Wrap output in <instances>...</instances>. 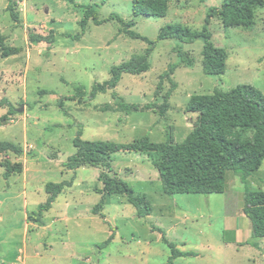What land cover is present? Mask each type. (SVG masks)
<instances>
[{
	"label": "rangeland",
	"instance_id": "rangeland-1",
	"mask_svg": "<svg viewBox=\"0 0 264 264\" xmlns=\"http://www.w3.org/2000/svg\"><path fill=\"white\" fill-rule=\"evenodd\" d=\"M12 1L19 21L10 12V0H0V28L6 45L22 52L4 62L0 51V101L10 103L0 108V143H12L24 154L9 152L0 158V264H166L172 250L154 228L162 229L180 251L199 255L175 264H264V240L253 237L243 211L246 188L264 190V163L248 179L243 172H229L225 194L169 196L149 155L117 153L112 176L151 201L154 212L145 219L123 195H106L100 215H95L105 191L99 182L103 169L65 168L77 153L74 141L80 133L85 141L130 144L149 137L154 143L180 144L193 132L197 119L186 112L192 96L229 92L241 85L264 93V8L256 11L250 30L225 29L212 19L213 42L229 54L225 76L204 74V40L183 45L161 41L150 56L149 72L125 75L116 95L110 91L92 100L94 85L109 81L114 66L145 55L150 45L122 34L117 21L102 26L90 22L86 34L76 40L86 8L93 4L89 0ZM222 4L223 0H170L167 17L134 18L132 0H110L99 15L102 21L114 14L132 21L134 31L156 42L169 25L203 31L209 10ZM52 31L53 44L36 46L29 41L31 32L48 37ZM178 47L189 54L194 67L181 66L173 76L178 89L168 113L127 115L118 109L122 100L141 107L164 104L171 84L165 82L159 98L156 92L161 76L180 62ZM79 87L87 92L83 104L69 100ZM108 105L112 110L103 111ZM7 164H22L24 172L6 177ZM66 181H74L73 186L63 190L53 209L43 214L45 226H39L30 218L48 201L47 186ZM240 230L248 246L239 248L237 242L225 247Z\"/></svg>",
	"mask_w": 264,
	"mask_h": 264
},
{
	"label": "trees",
	"instance_id": "trees-1",
	"mask_svg": "<svg viewBox=\"0 0 264 264\" xmlns=\"http://www.w3.org/2000/svg\"><path fill=\"white\" fill-rule=\"evenodd\" d=\"M75 4L77 0H62ZM92 5L86 8L85 17L80 22L81 35L76 37L80 40L86 34L88 25L93 22L102 26L109 21H117L123 26L122 34L133 40L147 42L150 48L143 56L133 57L130 61L111 70V79L104 84L94 85L91 91V99L95 100L100 94L114 92L125 75L138 76L150 71V56L161 41L176 40L180 44H194L197 40H204L203 72L211 77H223L227 72L229 54L226 49L219 48L213 42V35L209 29L212 19L217 18L225 29L243 28L253 29L255 26L256 11L264 8V0H223L220 8L209 10L203 31L193 32L182 25H169L163 28L156 42L150 41L133 29L136 23L124 20L117 14L108 20H100L99 10L110 0H89ZM134 18H165L170 9V0H132ZM10 12L15 21H19V15L15 11V4L10 0ZM29 41L32 45H40L45 42L53 44L54 32L44 37L31 32ZM0 51L2 58L8 59L18 56L22 49L8 47L6 38L0 28ZM180 62L171 64L169 70L161 76L160 85L156 92L159 98L162 94L165 82L171 84V90L165 97L161 106L149 104L144 107L130 104L122 100L117 108L130 115L135 112L153 111L165 116L171 109L170 99L178 89V84L173 76L181 66L194 67L189 54L178 47ZM87 92L84 87L77 89L76 96L71 101L83 104ZM115 97V96H114ZM60 107L64 106L63 101ZM10 105L7 99L0 101V108ZM61 107V108H62ZM111 111L110 105L105 106L103 111ZM186 112L197 116L193 132L180 144L171 141L166 143H154L149 137L134 141L130 144H118L104 141H85L81 133L74 141L77 153L69 158L65 165L70 171L76 172L84 167H101L103 172L99 182L104 185L102 201L94 209L95 215H100V209L104 206L106 195H123L134 207L137 216L141 219L148 218L154 212L151 201L146 196L137 195L134 190L115 174L112 176L113 156L117 153H142L150 156L152 163L159 172L163 190L166 195H214L225 194L229 172H243L246 179L260 171L264 163V93L251 85H241L229 92L216 90L213 94L194 95L191 97ZM22 156L24 151L12 143H0V158L7 153ZM6 177H11L24 172V166L7 164ZM74 181H66L61 184H49L47 186L48 201L42 204L39 212L30 219L39 226L44 227L43 214L52 210L53 205L62 194L63 190L72 187ZM244 214L249 219L253 237L264 240V190H245ZM163 234V241L172 250V257L166 264H175L181 258L198 257L193 252H182L176 244L166 238L162 229H153ZM235 243V240L232 242ZM254 247L260 249L258 244Z\"/></svg>",
	"mask_w": 264,
	"mask_h": 264
},
{
	"label": "crops",
	"instance_id": "crops-1",
	"mask_svg": "<svg viewBox=\"0 0 264 264\" xmlns=\"http://www.w3.org/2000/svg\"><path fill=\"white\" fill-rule=\"evenodd\" d=\"M12 57H15V56H12ZM3 59V58H2ZM9 59V60H8ZM8 59H4V60H7V61H4V62H9V61H11V60H13V58H8ZM63 193V192H62ZM53 209V208H52ZM240 232H241V230L240 231H238V236H237V239L235 240V243H232V242H229L228 244H225L226 246L225 247H229V246H231V245H234V247H235V245L237 244V242H238V244H241L240 246H239V248H243V247H245V246H248V243H246V241H244V240H242L241 238H240ZM223 246H224V244H222ZM199 257V256H198Z\"/></svg>",
	"mask_w": 264,
	"mask_h": 264
},
{
	"label": "water",
	"instance_id": "water-1",
	"mask_svg": "<svg viewBox=\"0 0 264 264\" xmlns=\"http://www.w3.org/2000/svg\"><path fill=\"white\" fill-rule=\"evenodd\" d=\"M20 113H23V109L19 110Z\"/></svg>",
	"mask_w": 264,
	"mask_h": 264
}]
</instances>
